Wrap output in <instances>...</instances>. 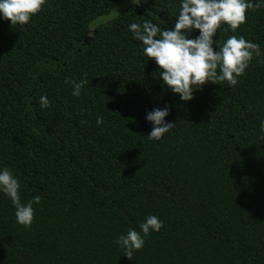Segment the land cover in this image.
Instances as JSON below:
<instances>
[{
	"label": "trees",
	"instance_id": "obj_1",
	"mask_svg": "<svg viewBox=\"0 0 264 264\" xmlns=\"http://www.w3.org/2000/svg\"><path fill=\"white\" fill-rule=\"evenodd\" d=\"M0 0V264H264V0Z\"/></svg>",
	"mask_w": 264,
	"mask_h": 264
},
{
	"label": "rangeland",
	"instance_id": "obj_2",
	"mask_svg": "<svg viewBox=\"0 0 264 264\" xmlns=\"http://www.w3.org/2000/svg\"><path fill=\"white\" fill-rule=\"evenodd\" d=\"M137 1L138 0H123L119 5L111 9L109 13H107L104 16L96 18L90 25L91 28L90 31H92L98 25L110 22L119 14H121L123 11H125L129 6L136 4Z\"/></svg>",
	"mask_w": 264,
	"mask_h": 264
}]
</instances>
